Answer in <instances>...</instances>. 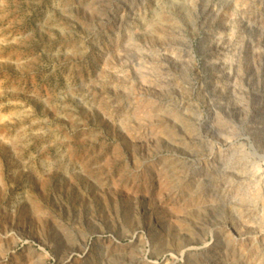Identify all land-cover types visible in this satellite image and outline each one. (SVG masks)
<instances>
[{
    "label": "rangeland",
    "instance_id": "374dc122",
    "mask_svg": "<svg viewBox=\"0 0 264 264\" xmlns=\"http://www.w3.org/2000/svg\"><path fill=\"white\" fill-rule=\"evenodd\" d=\"M0 264H264V0H0Z\"/></svg>",
    "mask_w": 264,
    "mask_h": 264
},
{
    "label": "bare ground",
    "instance_id": "6f19581e",
    "mask_svg": "<svg viewBox=\"0 0 264 264\" xmlns=\"http://www.w3.org/2000/svg\"><path fill=\"white\" fill-rule=\"evenodd\" d=\"M182 251H183V252H185L186 250H185V249H183Z\"/></svg>",
    "mask_w": 264,
    "mask_h": 264
}]
</instances>
